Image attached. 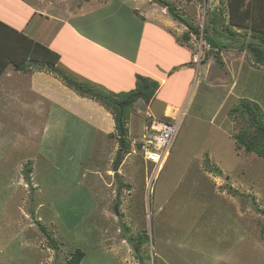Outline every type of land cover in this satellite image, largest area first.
<instances>
[{
  "label": "rangeland",
  "instance_id": "obj_1",
  "mask_svg": "<svg viewBox=\"0 0 264 264\" xmlns=\"http://www.w3.org/2000/svg\"><path fill=\"white\" fill-rule=\"evenodd\" d=\"M164 1L202 31L209 28L186 44L194 52L195 70L200 63L199 75L193 70L190 88L182 83L180 98L171 105L159 100H169L165 87L149 107L140 101L127 110L130 152L122 154L119 174L113 172L119 152L112 158L101 132L84 139L67 129L65 138H33L29 113L35 119V110L47 105L31 109L27 87L18 104L0 101V264H68L77 249L85 252L81 264H264V158L237 146L235 135L248 122L229 114L242 98L264 111V64L249 47H264V34L234 25L228 0ZM111 4L110 12L116 5L120 10L106 19L108 9L101 7L94 18H105L95 19L101 31L113 29L101 38L119 45L116 35L136 32L139 25L129 18L124 0ZM154 11L148 18H159ZM210 37L225 45L220 59L217 47L200 49ZM75 74L96 88L83 77L85 69ZM169 111L179 126L169 155L156 166L134 149L133 139L143 138L147 113L167 119ZM111 134L121 146L118 127Z\"/></svg>",
  "mask_w": 264,
  "mask_h": 264
},
{
  "label": "crops",
  "instance_id": "obj_2",
  "mask_svg": "<svg viewBox=\"0 0 264 264\" xmlns=\"http://www.w3.org/2000/svg\"><path fill=\"white\" fill-rule=\"evenodd\" d=\"M124 1L128 4L129 18L138 23L139 29L136 32L124 30L123 34L116 35L115 39L120 40L116 45L110 37L112 41L101 38L100 34L113 32L106 27L107 30L101 31L100 23L95 20L105 18H94L101 7L108 9L106 19L118 12L117 5L110 12L114 0H0V86L3 91L0 101L13 99L14 103L8 106L18 104L21 89L27 87L33 97L28 101L31 109L33 105H47V110H35V119L29 113V133L33 138H65L67 129L73 138L84 139L89 138L88 134L101 132L112 146V158L121 148L112 140L111 133L117 127L114 115L110 111L103 112L107 109L100 102L83 97L71 88L52 71L50 63L26 58L28 39L25 36L56 51L60 59L55 66L60 71L79 81L83 78L78 79L75 73L85 69L83 77L87 82L105 92L130 91L136 85L138 74L149 75L160 81L154 97L162 94L166 87L169 100L166 102L160 97L159 100L171 105L180 98V85L184 83L185 89L190 88L195 73L199 75L200 63H196L197 70L191 65L193 50L179 39L180 34L187 32V27L173 23L168 8L153 0ZM151 8L155 11H150ZM153 11V16L159 18H148ZM165 16L170 19L164 20ZM209 39L217 46L215 38ZM16 62L22 65L21 69L16 67ZM140 101L148 107L151 103L139 99L136 104ZM170 114L171 111L167 112V119H160L169 120ZM72 118L80 124L68 126ZM107 170L110 172L109 167Z\"/></svg>",
  "mask_w": 264,
  "mask_h": 264
},
{
  "label": "trees",
  "instance_id": "obj_3",
  "mask_svg": "<svg viewBox=\"0 0 264 264\" xmlns=\"http://www.w3.org/2000/svg\"><path fill=\"white\" fill-rule=\"evenodd\" d=\"M228 2L230 7V21H232L234 25L239 27L251 26V28L256 32H261L264 34V0H228ZM166 3L168 5V11L170 15L175 20H178L179 22L185 24L188 28V31L185 32L181 37V41L183 44H188L193 36H200L201 33L205 32L206 27H204V30L202 31L200 26L196 25L185 15L180 14V12H178L172 4H170L168 1H166ZM246 3L247 5L245 6ZM220 10L221 7H219L218 11ZM250 20H252L253 22L250 23ZM214 22L215 19H212V23ZM4 26L7 25L4 24ZM208 30L209 28L207 27L206 31L208 32ZM25 38L28 39V46L26 47L25 56L26 58L28 57L36 61L50 63L52 71L58 73V75L69 86L77 90L80 94L100 101L103 105L111 110V112L114 114L117 127L119 129V134L121 133L119 125L123 124L124 126V135L123 137H119L121 143H123L120 148V152L122 154L124 152L129 153L130 141H127L125 138L128 131L126 123L129 114H127V110L134 106L136 101L139 99L150 102L159 89L160 81L149 75L138 74L136 86L130 91L122 93H110L102 90H97L96 88H93L91 86L89 87L84 83L61 72L59 68L55 66L60 59V55L56 51L44 46L39 42L33 41L27 36H25ZM207 40L211 47L218 48L217 50L219 51H217L216 57L217 59H220L221 56L219 52L221 48L225 47V45L219 42L217 43V46H215V42L212 43L209 38H207ZM249 47L250 51L255 54L257 62L264 64V47L255 43H250ZM16 67L18 69H21L22 65L16 62ZM229 114L233 118H241L244 122L246 120L248 122L247 124H245V127L235 135L237 146L239 148H245L247 152H255L262 158H264V111L262 110L260 105L250 99L242 98L238 100ZM231 192L236 193V191H234L233 189H231ZM36 221L38 222V225L42 229V231L45 232L50 238L51 244H55V240L48 232L47 227L43 223H41L40 220ZM52 247L56 248V246L54 245ZM135 249L138 254L140 251V246L135 245ZM84 255L85 252L83 250L77 249L72 254V257L68 260V264H81Z\"/></svg>",
  "mask_w": 264,
  "mask_h": 264
},
{
  "label": "built area",
  "instance_id": "obj_4",
  "mask_svg": "<svg viewBox=\"0 0 264 264\" xmlns=\"http://www.w3.org/2000/svg\"><path fill=\"white\" fill-rule=\"evenodd\" d=\"M203 47H211L204 42ZM147 126L143 138L139 141L138 138L133 139L135 150L139 147V151L144 158L153 162L156 166L162 165L166 160L172 142L177 134L179 120L176 116H170L169 120H162L147 113Z\"/></svg>",
  "mask_w": 264,
  "mask_h": 264
},
{
  "label": "water",
  "instance_id": "obj_5",
  "mask_svg": "<svg viewBox=\"0 0 264 264\" xmlns=\"http://www.w3.org/2000/svg\"><path fill=\"white\" fill-rule=\"evenodd\" d=\"M153 1L155 3L161 5L164 8L168 7L167 3L164 0H153ZM119 127H120V131H121L120 137H123V135H124V126H123V124H120ZM122 145H123V143H121V146ZM121 164H122V153L119 152L118 155H117L116 161H115V166H114L115 172H119Z\"/></svg>",
  "mask_w": 264,
  "mask_h": 264
},
{
  "label": "clouds",
  "instance_id": "obj_6",
  "mask_svg": "<svg viewBox=\"0 0 264 264\" xmlns=\"http://www.w3.org/2000/svg\"><path fill=\"white\" fill-rule=\"evenodd\" d=\"M168 8V7H167ZM207 43H209L208 41H207ZM120 137V136H119ZM120 152V151H119ZM169 155V154H168Z\"/></svg>",
  "mask_w": 264,
  "mask_h": 264
}]
</instances>
